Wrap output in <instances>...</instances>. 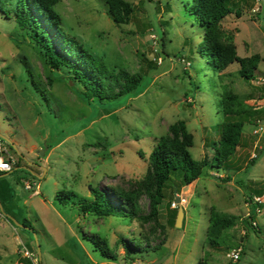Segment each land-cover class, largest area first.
Returning a JSON list of instances; mask_svg holds the SVG:
<instances>
[{"label": "rangeland", "instance_id": "374dc122", "mask_svg": "<svg viewBox=\"0 0 264 264\" xmlns=\"http://www.w3.org/2000/svg\"><path fill=\"white\" fill-rule=\"evenodd\" d=\"M227 1L232 11L218 23L219 39L235 56L257 58L251 79L238 61L219 70L208 62L193 0H59L54 9L64 32L104 65L107 87L117 91L123 71L142 75L133 91L90 102L66 68L52 69L29 33L0 12V137L2 156L13 160V170L0 173V264H264V195L257 206L249 203L264 194V118L244 124L235 166L203 165L187 185L172 176L156 213L150 208L149 153L157 139L171 137L173 124L184 120L189 152L202 161L219 140L227 95L237 96L241 109L264 110V0ZM63 189L75 199H92L96 189L136 217L83 216L55 198ZM176 196L183 200L172 208ZM213 210L233 219L214 244ZM94 234L114 259L95 249L87 238ZM120 237L129 240V255ZM237 247L233 263L228 253Z\"/></svg>", "mask_w": 264, "mask_h": 264}, {"label": "trees", "instance_id": "16d2710c", "mask_svg": "<svg viewBox=\"0 0 264 264\" xmlns=\"http://www.w3.org/2000/svg\"><path fill=\"white\" fill-rule=\"evenodd\" d=\"M58 1L14 0L13 3L12 0H0V12L7 17H13L16 24L29 33L52 69L66 68L70 74L69 78L82 85V96L86 101L90 102L94 98L98 100L116 98L136 89L142 80V75L134 76L125 71L121 72L122 82L117 83V91H114L111 84H108L109 86L107 87L106 83L108 81L102 78L107 72L104 65L75 37L69 36L64 32L61 17L54 9V5ZM114 6H117V3L112 6L113 9ZM191 8L198 22L204 27L203 41L205 47L203 52L207 55L208 62L212 67L219 70L232 61H238L242 76L245 79L253 78L254 70L257 68V58H254L253 61L239 58L233 54L232 48H226L219 39L218 23L232 11L228 1L193 0ZM130 12L131 9L125 7V14L128 15ZM236 14H238V11H236ZM50 30H55L58 46ZM245 68H249L248 71H245ZM223 112L226 119L221 125L219 140L213 142L212 148L214 152L209 159L198 161L192 157L189 152V147L193 145L192 135L187 130L184 120H178L171 126V137H161L156 140L149 153V162L154 180V193L150 198L152 214L156 213L157 205L164 198V187L172 176L179 177V183L187 185L199 177L203 165L214 169H219L223 166H235L231 161V156L235 149L242 144V128L244 124L246 122L252 123L257 118H264V110L241 109L237 96L230 94L225 97L223 102ZM9 148L12 149L10 145ZM260 150H258L255 157L249 159L250 162H254L258 158ZM224 180L229 181L231 179L226 176ZM103 194L101 191L93 189L94 197L92 199H75L77 196L74 191L63 189L56 192L55 198L61 204L71 203L76 205L79 214L83 216L94 214L97 217H104L117 214L129 216L130 218L136 217L133 211L126 213L124 209H118L116 206L111 205L103 197ZM261 195L264 194L256 195L249 199V203H254L257 206L258 202L254 198ZM253 218L254 215H251L250 219L253 220ZM22 224L24 226L28 225L25 220L22 221ZM232 224L233 219L231 217L215 210L211 211L208 226L210 243L214 244L222 231ZM87 238L105 258H115L109 252L107 241L95 234ZM119 244L124 248L125 254L129 255V240L120 237ZM26 262L31 264L30 260H26Z\"/></svg>", "mask_w": 264, "mask_h": 264}, {"label": "built area", "instance_id": "2783aa9c", "mask_svg": "<svg viewBox=\"0 0 264 264\" xmlns=\"http://www.w3.org/2000/svg\"><path fill=\"white\" fill-rule=\"evenodd\" d=\"M257 1H260V0H257ZM258 83H260L261 85L264 86V76L258 77ZM3 142H4V140L2 139V137H0V172L6 173V172H10L13 170V160L11 159L10 155H8V157L2 156V154L4 152H7V149H5ZM25 188H31L29 183H26ZM182 200L183 199H180V197H179V202H176L175 200L172 201L171 207L176 208L180 204V201H182ZM254 200L259 202L261 200V198L255 197ZM241 252H242V247H237L235 249H232L228 253V256H229V259L231 260V262L236 263L240 258ZM127 264H129V263H127Z\"/></svg>", "mask_w": 264, "mask_h": 264}, {"label": "water", "instance_id": "95a60500", "mask_svg": "<svg viewBox=\"0 0 264 264\" xmlns=\"http://www.w3.org/2000/svg\"><path fill=\"white\" fill-rule=\"evenodd\" d=\"M10 145L11 146H14V145H12V143H10ZM37 153H38V155H43V151H40V150H38V149H34ZM175 201L176 202H179V196H176L175 197ZM182 216H183V210H182V208H179V210H178V212H177V215H176V220H175V226L177 227L178 225H180L181 224V219H182ZM6 217L8 218V219H10L14 224H16V225H19V226H21V227H25L24 225H22V224H19V223H17L16 221H14L13 220V218L12 217H10L9 215H6ZM162 260L160 259V260H157V261H155V262H153L152 264H159L160 262H161Z\"/></svg>", "mask_w": 264, "mask_h": 264}, {"label": "crops", "instance_id": "0c3cea01", "mask_svg": "<svg viewBox=\"0 0 264 264\" xmlns=\"http://www.w3.org/2000/svg\"><path fill=\"white\" fill-rule=\"evenodd\" d=\"M241 145H242V144H241ZM238 147H239V146H238ZM232 160H233V159L231 158V161H232ZM232 163L234 164V161H232ZM0 173H2V172H0ZM226 176H227V175H225V177H226ZM195 180H196V179H195ZM195 180H194V181H195ZM191 183H192V182H191ZM8 220H9V219H8ZM9 221H10V220H9ZM10 222H11V221H10ZM11 223H12V222H11ZM95 264H100V263H97V262H96ZM101 264H102V263H101ZM103 264H110V263H103Z\"/></svg>", "mask_w": 264, "mask_h": 264}]
</instances>
